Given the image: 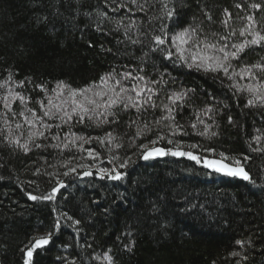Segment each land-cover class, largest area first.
Here are the masks:
<instances>
[{"label":"trees","instance_id":"obj_1","mask_svg":"<svg viewBox=\"0 0 264 264\" xmlns=\"http://www.w3.org/2000/svg\"><path fill=\"white\" fill-rule=\"evenodd\" d=\"M253 2L264 4V0H183L168 20L157 0H152L147 14L130 3L114 12L110 0H0V264H24L23 250L52 231L56 218L60 227L49 245L33 252L32 264H108L106 256L113 258V264H264V103L247 106L252 96L246 90L264 85V72L252 68L255 78L229 79L222 72L189 66L191 56L204 49L203 43L200 49L191 43L172 44L191 26L203 29L196 33L199 40L206 38L207 43L220 47L224 41L219 35L227 34L219 23L225 18L224 9L232 12V23L239 29L244 22L236 19L237 14L253 13L258 19L264 14V8L256 12L248 7ZM238 3L243 10L235 7ZM98 12H106L107 17ZM43 17L47 21L38 22ZM117 20L124 25L118 31ZM133 21L136 26L125 34ZM156 35L166 40L163 47L172 51L171 59L151 42ZM129 37L141 43L133 44ZM243 39L237 33L227 43ZM182 49H186L183 55L188 63L179 58ZM205 51L221 55L212 49ZM231 63L230 71L235 72L257 63L264 65V47L246 48ZM113 70L117 79L125 72L143 76V82L123 80V84L147 83L154 90L157 107L142 113L115 109L117 122L100 126L88 120L77 123L76 117L67 123L59 115L44 118L50 131L38 123L46 138L36 140L44 147L30 144L31 150L25 153L9 143L10 138H18L23 144L35 131L18 113L31 119L27 109L32 108L42 117L44 109L38 101L47 108L51 98L53 105L63 104L71 111L70 101L64 103L67 93L56 97L57 83L63 81L77 90L94 87L107 91L101 77ZM37 84H43L46 92L35 87ZM15 93L29 97L27 105L16 100ZM180 93L185 94L182 100L173 104L169 97ZM148 95L144 93L145 98ZM5 97L12 101V112L3 106ZM165 106L173 109L175 122L165 119L169 116ZM52 111L57 110L53 107ZM137 116L136 124L129 127L130 118ZM17 123L22 127L17 129ZM145 123L147 134L135 137L137 126ZM169 125L182 126L180 133L171 135ZM205 130L206 135L198 134ZM108 132L116 137L113 143L122 147L96 139H105ZM78 137L89 138L91 143ZM158 137L162 139L157 144L151 143ZM192 144L198 147L190 149ZM141 145L147 149L178 145L209 158H215V153L228 154L242 160L255 184L211 173L186 158L168 155L145 161L140 158L146 150ZM208 148L215 153L205 151ZM89 151L99 158H90ZM121 162L128 168L120 169ZM100 168H116L126 177L122 181L100 179ZM86 170L93 175L83 176ZM59 181L67 187L54 200L29 199V194L51 193ZM76 219L81 221L79 225L73 223ZM165 223L169 225L166 233L161 227ZM248 239L251 245L244 248L236 243ZM133 240L132 250H126L124 245ZM232 252L247 259L232 256Z\"/></svg>","mask_w":264,"mask_h":264},{"label":"snow or ice","instance_id":"obj_2","mask_svg":"<svg viewBox=\"0 0 264 264\" xmlns=\"http://www.w3.org/2000/svg\"><path fill=\"white\" fill-rule=\"evenodd\" d=\"M110 2L113 4L112 11L116 12L119 11L121 7H127V5L130 3L132 5H135V9L138 12H144L147 14V11L150 10L152 4V0H119V3H117V0H110ZM158 3L163 5V8L165 9V17L168 20H171L173 16L176 15V5L183 2V0H176V3H171V0H157ZM148 6V7H146ZM235 7L237 9H242L241 4H236ZM250 9L255 10L256 12L261 11L262 8H264V4L253 2L248 6ZM129 11H132V9H128ZM100 17H107L106 12H98L97 13ZM207 20L212 21V16L210 14H206ZM224 17L219 21L222 27H224L227 30V34H221L219 35V39L221 41H224V43L217 48L215 44H210L206 42L205 40L201 41L197 38L196 33L198 31H203V29H197L194 27L189 26L188 28L182 30L176 38L172 41L173 45H176L177 41L180 42V45H187L192 44L194 48L200 49V44H204V49H200L199 51H196L192 56V64L189 66H195L198 69L203 68L205 71H211V72H222L223 75L229 79H232L233 76H241L243 78L244 75L249 76L250 78H255L252 68L260 69V71L264 72V65L257 63L253 64L250 67H245L242 69L241 72H235L234 70L230 71L232 69V63L233 60H238L241 56V54L245 51L246 48L249 47H264V14H262V17L258 19L253 13H246L244 16H239L237 14L236 19L242 20L244 23L243 25L237 29L232 21L234 19L232 12H230L227 8L224 9ZM47 17H43L38 22H46ZM135 21H133L130 25L126 27V32L131 31L132 27H135ZM121 27H124L122 20H117V26L116 30L118 31ZM164 26L162 25V28ZM101 29L98 27L97 31H100ZM238 35L240 37H244L242 42L240 43H233L229 45L227 43L231 37ZM213 36H216V32H212ZM250 37V38H249ZM131 43L137 44L141 43L138 39H131ZM151 42H153L156 46H158L159 50L166 51L167 52V58L171 59L173 56V53L170 49H165L163 46L166 45V40L161 35H156L152 38ZM89 47H92L91 42H89ZM234 50H229V49ZM205 49H212L213 53L219 52L221 55H215V54H208ZM186 49L181 50V55L179 56L180 59L184 60L185 63H188V58L183 55V51ZM106 51H111V49H106ZM12 80L11 75L8 77V82ZM123 80H135L137 82H143L145 81V78L143 76H133L131 72H125L122 74L121 79H117V74H115L114 70L112 73H108L105 76L101 77V83L104 86H107V91H96L94 87L84 88V89H71L67 84H65L63 81L57 83L56 85V97L60 98L67 93V100L64 101V103L71 104V111L63 107V104H52V99L49 98L48 104L49 107H45V104L43 101H38L40 104V108L44 109L43 116L39 117L37 116V113L32 108H28L27 112L31 114V119L27 115H25L24 112L18 113L21 116H24L25 122L29 124V126L35 131L30 132L28 134V139L25 140L23 144H21L20 139H9V143L14 144L17 147H20L23 149L25 153L29 152L30 144L34 146L35 148H42L44 145L40 143H36L37 139H43L45 137V133L40 131L38 128V123L43 126L44 129L50 131V126L47 123H44V118L48 119H56L59 115V119L64 121L65 123L71 121L73 117H76L77 123H84L85 120H88L92 123H95L97 126H100L102 124H107L110 122H117L116 117L118 116V112L115 111V109H120L121 111H128L129 109H135L136 113H142L148 110V108L155 109L157 107V104L152 99V95H154V90L151 87L147 86V83H144L142 86L139 84H133L131 87H127L123 84ZM109 81H113V84L109 85ZM153 83H158L157 81H153ZM19 87H23L22 83L18 82ZM35 87L39 88L41 92H46L45 86L43 84H37ZM261 88H264V85H261L259 87H252L249 86L246 90L251 94L252 98L247 100V106L252 107L256 105L257 101H260L261 103H264V93L261 92ZM243 90V89H240ZM11 92V90H9ZM135 93V96L129 95L128 93ZM147 92L149 95L147 98L144 97V93ZM89 93H92L90 96ZM184 93L180 94H173L169 99L172 100L173 104H176L178 101H181ZM96 97H99V102L97 101ZM105 97L107 99L105 100ZM79 98V99H78ZM15 99L19 100L21 103L27 105L29 102V97L20 95L19 93H15ZM12 101L9 100L7 97L4 99V108L7 109L9 112H12L11 108ZM147 106V107H146ZM56 108V112L54 113L52 111V108ZM103 109V111H100ZM165 110L168 111L169 116L165 117V119H170L173 122H175V116L172 115L173 109L171 107L165 106ZM210 111V109H209ZM62 113V114H61ZM15 115V113H14ZM100 117H104L103 120L100 119ZM111 117V121L108 119ZM66 118V119H65ZM139 119V116H137L135 119L130 118V124L129 127L136 124V120ZM229 121L231 122V118H229ZM7 124V121H5ZM59 126V125H58ZM22 125L17 123L16 128H21ZM182 126L177 125L176 127H173L172 125H169L171 135L175 136L176 134L180 133V128ZM192 128H196V125L193 124ZM207 128V126H206ZM148 130V124L145 123L143 127L137 126L135 131V137H142L147 134ZM201 136H204L207 134V131H201L198 133ZM214 135V133H213ZM134 137V138H135ZM53 139H59L58 136L53 135ZM80 141L83 143H91V139L85 138V137H78ZM99 140L100 143H105V140L109 144H113L114 148H120L122 147L119 143H113L116 140V137L112 135L111 132H108L106 134L105 139L96 138ZM159 139H162V137H158L155 140H152L151 143L157 144L159 142ZM259 140V137H257ZM169 144H172V140L167 141ZM65 148L68 147L67 144L63 145ZM55 147H60V145H55ZM143 149H146L142 152L140 158L147 161L150 159H157V158H163L165 156L171 155L173 157L178 158H186L188 160H191L195 162L197 165H201L204 169H207L211 173H217L224 177L229 178H238L243 181H247L250 184H255V181L253 180V177L250 175V172L246 170V168L243 165V162L241 159L230 157L228 154L225 153H215V149H205V151L210 153H215V158H209V157H202L200 155L195 154L193 151L188 150H181L178 145H174L172 149L168 148H162V147H154L152 149H147V145H141ZM198 145L192 144L189 145V148H196ZM81 151H84L83 148L80 149ZM255 151V149H253ZM88 156L92 159H98L99 157L95 155L92 151L88 152ZM248 159L247 156L243 157V160L246 161ZM109 163H112V161H109ZM67 166V165H65ZM120 169H127L128 164L121 162L119 164ZM72 172H75L76 169L72 168ZM38 174V173H37ZM98 174L100 179H111L113 181H122L126 177V173L117 170L116 168H113L111 170L107 168H100L98 169ZM64 175H68V173H64ZM83 176L90 177L93 175L92 171H84ZM67 185L63 181H59L55 187L52 188L51 193L44 195V196H37L33 194H29V199L32 201H38V200H46V201H52L55 199L56 195L61 192V189L66 188ZM107 211V209H105ZM69 220H72V217H68ZM73 223L75 225H79L81 221L79 219L73 220ZM60 227V221L59 218H56L53 230L48 232L46 236L41 237L39 239H34L33 242L26 246L24 251V264H32L33 259V252L37 248H44L47 245H49L52 241V236L54 235L55 231ZM163 231L166 233L167 229L169 228L168 224H163L162 226ZM128 235H131V233H128ZM135 241H130L129 244H125L124 247L126 250L131 251L134 247ZM236 243L241 247L244 248L245 244L251 245V240H237ZM109 251H111L109 249ZM232 256H241V259L246 260L247 256H242L240 252H232ZM105 259L108 261V264H113V258L111 256H106ZM74 264V262H72ZM239 264V262H237Z\"/></svg>","mask_w":264,"mask_h":264}]
</instances>
